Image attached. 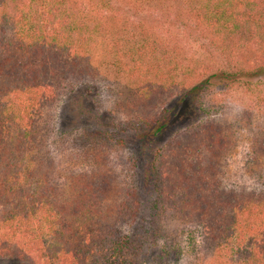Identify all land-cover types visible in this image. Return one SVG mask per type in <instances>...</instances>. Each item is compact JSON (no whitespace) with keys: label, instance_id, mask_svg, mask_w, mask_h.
<instances>
[{"label":"trees","instance_id":"obj_1","mask_svg":"<svg viewBox=\"0 0 264 264\" xmlns=\"http://www.w3.org/2000/svg\"><path fill=\"white\" fill-rule=\"evenodd\" d=\"M171 20L183 33L160 32ZM186 28L214 68L186 56ZM263 78L264 0H0V260L143 264L173 224L199 229L208 264H264V186L225 185L221 120L185 125L205 91L255 92ZM77 93L105 122L73 139L84 169H60L55 117ZM127 140L141 191L117 185L109 204ZM253 145L264 158V125Z\"/></svg>","mask_w":264,"mask_h":264},{"label":"rangeland","instance_id":"obj_2","mask_svg":"<svg viewBox=\"0 0 264 264\" xmlns=\"http://www.w3.org/2000/svg\"><path fill=\"white\" fill-rule=\"evenodd\" d=\"M169 22L161 25L159 30L162 34L179 35L183 33L182 27L178 28L179 23H173L171 20L172 24L169 25ZM185 30L184 34H181L180 43L186 56L189 59L200 60L203 66L214 68L218 61L217 54L205 42L197 38L190 28ZM177 92L179 93L176 91L168 97L171 99L165 106L169 109L175 101ZM200 97L199 108L194 113L195 116H190L185 125L188 126L208 117L217 118L225 124L233 142V149L222 166L225 185L246 189L263 187L264 158L257 156L253 140L264 125V78L255 92L218 85L205 91ZM62 100L55 117L56 121H60V124L57 123L60 131H55L52 141L53 154L60 169L71 167L82 170L87 163L85 159L77 158L78 153L72 146L73 139L76 135L78 138L83 128H92L97 125L98 121L101 125L100 120L102 122L105 120L102 119L101 110L94 107V102L85 93L67 96ZM185 125L175 126L172 129L179 130ZM127 142L129 145L116 156L115 169L112 171L115 190L109 198V204L118 198L117 185L130 184L139 194L141 191L142 170L139 146L132 140H127ZM171 227L172 232L168 237L158 239L155 247H149L146 256L143 257V264H208V258L201 248L199 229L193 226L176 227L173 224ZM165 245L168 246L167 252L163 249ZM17 263L15 259L0 260V264Z\"/></svg>","mask_w":264,"mask_h":264}]
</instances>
